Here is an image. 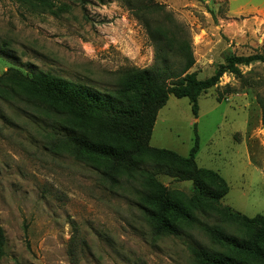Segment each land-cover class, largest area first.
<instances>
[{
  "label": "rangeland",
  "instance_id": "rangeland-1",
  "mask_svg": "<svg viewBox=\"0 0 264 264\" xmlns=\"http://www.w3.org/2000/svg\"><path fill=\"white\" fill-rule=\"evenodd\" d=\"M46 2L47 9L33 10L0 0V75L13 67L114 91L127 69L153 66L154 43L135 14L152 4L159 8L143 14L152 31L169 39L173 51L177 40L190 44V73L200 80L227 57L264 56V0ZM168 61L178 64L177 58ZM237 68L240 76L224 73L201 94L196 117L187 99L169 96L149 142L188 158L197 137V167L228 185L220 202L178 181L169 162L140 158L142 176L152 175L189 214L173 218L178 236L153 235L141 202L150 188L139 178L120 177L111 185L93 166L50 149V135H64L51 113L0 100V226L6 238L0 264H196L193 249L230 253L206 230L219 227L247 238L242 216L264 217V63Z\"/></svg>",
  "mask_w": 264,
  "mask_h": 264
},
{
  "label": "trees",
  "instance_id": "trees-1",
  "mask_svg": "<svg viewBox=\"0 0 264 264\" xmlns=\"http://www.w3.org/2000/svg\"><path fill=\"white\" fill-rule=\"evenodd\" d=\"M16 1L33 10L47 9L46 0ZM155 8L159 5L141 6L135 13L154 43L153 66L149 69H127L116 90L100 92L41 71L26 75L9 67L0 75V100L23 102L51 113L54 117L52 122L64 135L51 134L48 140L50 149L65 152L75 160L93 166L111 185H117L120 177L139 178L150 188L148 193L141 195V202L147 207L144 216L153 235L178 236L173 218H185L189 214L182 213L174 194L155 181L152 175L142 176L144 174L139 171L142 155L158 162H169L166 167L175 173L178 181L192 182L199 196L205 195L214 203L220 202L229 189L218 174L197 167L194 162L197 137L188 158L149 146L157 115L169 96H173L187 99L196 117L198 98L215 87L224 73L240 76L238 66L264 63V56L227 57L211 76L200 80L195 73H190L195 65L190 44L177 40V50L173 51L174 46L169 39L152 31L151 19H146L143 14ZM169 57L177 58L178 64L170 65ZM261 107L264 123V104ZM225 211H230L235 217L240 215L231 209ZM242 217L249 232L247 238L229 236L219 227L208 228L206 233L212 243L230 253L193 249L191 252L196 264H264V217ZM5 242V233L0 226V259Z\"/></svg>",
  "mask_w": 264,
  "mask_h": 264
},
{
  "label": "crops",
  "instance_id": "crops-1",
  "mask_svg": "<svg viewBox=\"0 0 264 264\" xmlns=\"http://www.w3.org/2000/svg\"><path fill=\"white\" fill-rule=\"evenodd\" d=\"M233 2H234V0H233ZM234 5V4H233Z\"/></svg>",
  "mask_w": 264,
  "mask_h": 264
}]
</instances>
